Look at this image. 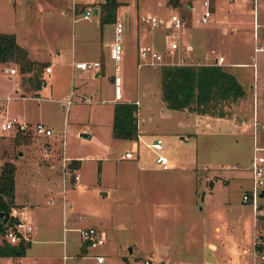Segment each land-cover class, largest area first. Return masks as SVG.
<instances>
[{
	"label": "rangeland",
	"instance_id": "obj_1",
	"mask_svg": "<svg viewBox=\"0 0 264 264\" xmlns=\"http://www.w3.org/2000/svg\"><path fill=\"white\" fill-rule=\"evenodd\" d=\"M0 1L5 3L6 16L10 15L3 28L14 31L19 41L43 31L47 34L41 39L49 46L57 38L63 60H69L71 50L76 58L85 60L98 59L105 52L110 65L96 80L100 93L93 96L75 86V93L90 98V104L80 102V95L76 94L73 99L77 100L61 109L62 103L55 101L58 96L50 93V84L41 70L37 74L40 87L34 89L32 81L25 80L27 74L20 73L16 64H0V112L8 118L41 121L52 131L51 136L42 138L0 135V159L17 160L16 197L26 210V223L32 228L24 255L0 257V264H61L63 252L67 255L65 264H97L94 254L102 256L101 264H139L145 259L149 264H252L251 215L240 202V195L248 186L246 167L253 134L258 143L264 144V50L253 51L254 47H264V43L258 45L255 40L259 42L264 32V0H211L210 16L205 23L199 21L203 0H179L177 6L170 0H115V17L122 25L121 100L140 101L137 117L143 141L137 143L135 160L121 159L130 143L114 140L108 119L92 115L93 108L100 107V115L106 116L110 101L104 99L112 98L107 76L113 63L108 57L112 23L99 25L97 17L82 19L79 14L72 22L70 0ZM190 2L192 6H188ZM231 8L234 25L229 19L224 20ZM172 14L182 20L179 29L170 30L172 40H181L183 44L169 55L165 53L169 31L163 25L149 30L138 22V17L168 20ZM205 37L209 46L228 45L225 62L242 63L229 66L244 89V96L230 104V117L167 110L155 98L159 66H135L136 43L148 45V40L156 42L155 47L151 46L167 60L176 61L173 64H210L214 61L210 56L217 54L209 50L202 58L201 43ZM188 43L194 46L193 51L186 49ZM2 67H14L16 73L5 75ZM57 75V89H61L65 86L63 73ZM88 77L75 82H87ZM34 90H38L39 98H35ZM253 117L257 124L255 132ZM90 132L92 138L83 136ZM156 138L161 141L158 154L173 165L169 169L157 166L154 153L145 147ZM18 150L23 159L18 158ZM61 151L67 158L81 161L78 180H71L77 184L71 188L69 183L65 188L70 209L62 208L59 193L42 192L40 185L46 170L37 169L35 162V158L44 162L41 157L54 159ZM47 200L54 203L46 204ZM89 225L104 229L106 241L78 256L81 239L77 229ZM205 247L215 255V260H204Z\"/></svg>",
	"mask_w": 264,
	"mask_h": 264
},
{
	"label": "built area",
	"instance_id": "obj_2",
	"mask_svg": "<svg viewBox=\"0 0 264 264\" xmlns=\"http://www.w3.org/2000/svg\"><path fill=\"white\" fill-rule=\"evenodd\" d=\"M96 0H70V8H71V21H76V14H79L82 19H88L90 17L96 16L94 15L93 8H97ZM203 14L200 17L199 21L201 23H205L206 19L210 16V11L208 9V0L202 1ZM78 10V12H77ZM98 12V8H97ZM138 22L142 25H145L149 29L158 28L161 25L164 26L169 31V41H168V50L167 53H170L172 50L177 49L178 44L177 41L172 40V34L170 30L179 29L182 26V20L176 14H172L168 20L158 19L154 16H140L138 17ZM113 28L112 39L108 46V57L113 62V74H112V82H113V100L120 101L121 100V74H120V66L119 61L121 59V32L122 25L118 19H115ZM167 36V35H166ZM187 50H190L186 47ZM213 54V51H210ZM213 62L210 64L221 65L223 64V58L219 55H211ZM205 58H209V54L205 56ZM136 67L141 66H160L165 64L162 61V54L155 50L152 46L138 44L136 46ZM253 65V64H252ZM73 68L81 70V71H89V72H97L100 69V64L98 61H78L72 63ZM2 72L7 75H13L16 73V69L14 67H2ZM45 74L47 75L50 72V67L43 68ZM11 97V96H10ZM9 97L6 96L7 100ZM13 98V97H12ZM72 95L71 93L67 95L63 99V104L65 109L68 108L72 104ZM80 102L89 103V99L81 98ZM135 104V103H134ZM253 132L256 129V119L253 117ZM33 135L36 137H48L51 136V129L41 121L36 122H27L24 120H19L16 118H8L5 114L0 112V135ZM145 147L151 150L155 157L154 163L159 166L161 169L166 170L171 167V164L167 161L166 157L158 154V151L161 150V141L156 138L151 143H146ZM136 149L133 146H130L122 155L124 159H136ZM232 168H235L233 166ZM59 171H60V190H59V200L63 209H65L69 204L66 203L65 198V188L70 183L72 186L74 182H71L73 179L77 181L79 178V173L76 169L69 167L68 158L63 155L60 156L59 163ZM247 171V180L248 186L241 191L240 202L245 205L251 215L252 221V248L250 250V256L252 264H264V193L260 196L261 191H264V145H260L256 141V137L253 134V142L251 145V156L249 159V163L246 167ZM53 200H47L46 204H53ZM70 208V206H68ZM9 215L16 219V223L12 226L7 227L3 233L2 238L6 242L10 244L17 243L20 239L28 240L29 233L32 228L29 224L26 223L24 214L15 209L11 208ZM80 218V216H78ZM80 239L82 242L86 243L87 247L90 249H94L98 246L104 244L106 239L105 231L95 226H87L83 228L77 229ZM260 246L258 249L257 247ZM245 253L246 250H243ZM67 259V255L63 252L61 257V264H65ZM96 263L101 264L103 262V258L101 255L95 256ZM139 264H149V260L145 259Z\"/></svg>",
	"mask_w": 264,
	"mask_h": 264
},
{
	"label": "trees",
	"instance_id": "obj_3",
	"mask_svg": "<svg viewBox=\"0 0 264 264\" xmlns=\"http://www.w3.org/2000/svg\"><path fill=\"white\" fill-rule=\"evenodd\" d=\"M170 2L177 6L179 0ZM96 5L99 25L114 23L117 2L102 0ZM7 62L16 64L20 73L27 74L25 80L32 81L35 89L40 87V76L37 74L43 64L30 60L26 50L15 42L13 34L0 33V64ZM158 89L167 109L210 117H230V104L237 103L244 96L243 86L235 74L227 67L215 64H162L158 67ZM137 135V106L131 102L115 101L112 105L110 136L133 142L137 140ZM14 136L27 137L21 134ZM78 165L76 159L69 161L70 168L76 169ZM14 170L12 161L0 163V213L8 214L6 222H0V234L16 223V219L9 215L14 206ZM28 246V240L20 239L15 244L3 240L0 243V257H21Z\"/></svg>",
	"mask_w": 264,
	"mask_h": 264
},
{
	"label": "crops",
	"instance_id": "obj_4",
	"mask_svg": "<svg viewBox=\"0 0 264 264\" xmlns=\"http://www.w3.org/2000/svg\"><path fill=\"white\" fill-rule=\"evenodd\" d=\"M3 2L4 1H2V2L0 1V33H11V34H13L14 35V38H15V42L19 46L23 47L26 50L28 58L30 60L34 61V62L42 63L43 64V66L41 68L42 74L45 75V72L43 70L44 67H47V66L50 67V72L46 75L45 78H46V81L48 80V83L50 84V88H49L50 93L51 94H54L55 96H58V100H55V101H60L62 103V105H60L61 106V109H65L64 104H63V99L67 95H69L70 93L72 95L73 102L77 100V98H74L73 99L74 95H76V94L77 95H80L79 97L77 96L79 99H81V98L84 97V96H82L83 94H79L77 92L75 93V86L76 87L81 86L82 88L79 89V90L85 91V93H89L90 95H93V96L96 95V94H98V93H100V90H99L100 89V83H97L96 80H97V78H99L100 74L106 72L107 68L110 66L109 63H108V61H107L108 58H107V55H106L105 52H103L101 54L100 58L94 59V60L98 61L99 64H100L99 71H97V72H89V71H81V70L75 69L72 66V63L73 62H78V61H93V60L92 59L91 60H85L82 57H77L76 58L74 56V51L72 52V50H71V54H70L69 58H67L69 60H63L62 59V54H63L62 51H63V49H61L59 47V42L57 41V38L55 40L51 41L50 42L51 43V46H49L48 44L45 43L44 39H41V38H44V35L47 34V33H44L43 31L40 32V33H38L37 35L29 36V38H27V39H25L23 37V41L22 42H21V40L19 41L18 38H17V35H16V33L14 31L13 32H8V31H6L3 28V27L6 26L7 20L10 21V17H9L10 15L7 14V16H8L7 17L6 14H5L6 13V8L5 7L6 6H5V3H3ZM8 2H9V0H8ZM98 2H100V1H98ZM188 6H192V3L190 2ZM210 7H211V0H208V9H209V11H210ZM192 9H193V7H192ZM10 11H11V6H10ZM233 11L234 10L232 8L230 9L229 12L227 11V13H228L227 14V18L225 17L224 20H226L228 22L227 19H229L230 20L229 23H233V25H234L236 23V21H234L235 23L232 22V20L235 19V16H234ZM1 13H3L4 15H2ZM65 13L66 12H63V14H65ZM95 17H97V15ZM6 18H8V19H6ZM116 19H118L117 16H116ZM111 25L113 26L112 29H111L112 34H113L114 25H113V23ZM232 30H234V28H232ZM223 31H224V28H223ZM56 34H58V33H54V35H56ZM112 34H111V39H112ZM54 35H52V38H55L56 37ZM261 37L263 39L262 38L259 39V42L257 41V38L255 39L256 40V43H258V45H262V43H264V32H262ZM208 40L209 39H207V37H205L202 40V43H201V45H202V51H203L202 58H203V56L206 53H209V50H214L217 55L222 56L223 62H225V60L228 59L227 58L228 57V52H227V50L225 48L228 45H226V43H223V44L220 43L219 45L217 43H215V44H210V46H209V44L207 43ZM148 41H149V44H148L149 46L152 45L153 47H155L156 42L154 40H148ZM177 44H178V47L180 49V47L183 44V42L181 40H179V41H177ZM137 45H138V42L136 43V46ZM185 45H187L186 47L188 49L190 48V50H188V51H193V48H194L193 45H191L189 43L188 44H185ZM178 47H177V49H178ZM259 50L260 51L261 50H264V47H261V48H255L254 47L253 48V51H259ZM157 51H158V49H157ZM165 53L170 55L171 52L170 53H167V50H166ZM167 58L168 57H166L162 53V61L165 64H167V63H169V64L176 63V61L175 62L174 61H170V60H167ZM180 58H183V57L180 56ZM196 61H200V59L197 58ZM136 63H137V59H136ZM188 64H191V63H188ZM241 64L242 63H240V64H238V63H228V62L223 63V65H225L226 67H228V69H229V66L241 65ZM135 66H136V64H135ZM54 72H56V73H54ZM61 72L63 73V82H64L65 86L63 88H61V89H57V85H58L57 84V81H58L57 77L59 76L57 74H61ZM85 72H87V73H85ZM112 74H113V63H112V71L110 70L109 74L107 75L108 76V79H109V82H110L109 84L112 86V98L109 99V100L104 99L105 102L110 101V103H109L110 106H109V109L107 111V115L106 116H103V117L100 115V107H95L92 110L93 111L92 112V115H95L96 114L97 115V118H100V119L102 118V119H104V121H107V119H108V121H109V132H110V124H111L112 105L115 102L113 100ZM5 75H7V74H5ZM55 75H57V76H55ZM8 76H11V75H8ZM83 76L84 77L89 76L88 77L89 80L87 82L86 81L80 82L81 80L78 81L77 83L75 82L76 79L81 78ZM69 77H70V80H69ZM123 82H124V76H121V91H122V88H123ZM75 83H76V85H75ZM19 86L21 88L20 83H19ZM67 86L68 87L70 86V89L67 90ZM37 91L38 90H34V92H36L35 95H37V97H35V98H39L38 97V94H37ZM123 91H124V88H123ZM155 96H156L155 98H156L157 102H159L158 104H160V106L161 105L164 106V103L160 99V95H159V90L158 89L156 90ZM23 98H26V96H23ZM23 98H21V99H23ZM84 98L89 99V103H84V104H90L91 103L90 98H88V97H84ZM14 100H17V99H14ZM99 101H102V100L100 99ZM120 101H122V100H120ZM124 102L135 103V105L137 107L140 105V101L137 100V99L126 98V99H124ZM89 111H91V109ZM199 116L208 117V116H204V115H199ZM232 116H233L232 117L233 119H235V117H237L234 113H233ZM237 120L239 122L242 121L240 118L237 119ZM99 129H101V128H99ZM96 131L99 132L100 130H98L96 128ZM137 133H138L137 140H136L137 142L136 141L135 142H129V141H127V142L130 143V146H133L136 149V152H135L136 159H137V153H138V144L137 143H139V142L142 143V141H143L142 136H141L142 135V130L139 127L138 117H137ZM83 136L86 137V138H88V139H90V138L93 137V133L90 132L89 134H83ZM255 137H256V135H255ZM114 140H116V139H114ZM123 141H125V140H123ZM256 141H257V137H256ZM252 142H253V136H252L251 145H252ZM260 145H264V144H260ZM22 148H23V146H22ZM30 148H31V146H30ZM64 153H63V151H61L60 154L57 157L55 156L56 158L54 157V159H53V157H51L49 159H46L44 157H41L40 159H42L44 162L37 161V159L35 158V162H37L36 164L39 167V168H37V167L36 168L37 169L44 168L46 170L45 171V174L43 175L42 184L40 185V189L43 190L42 192H44V193H52V194L58 195V193H59L58 191H59V188H60V184H59L60 183L59 163H60V156L61 155H63L64 157H66V154H64ZM17 156H18V158L23 159V154H22V151L21 150H18ZM71 159H74V158H69L68 157V160L69 161ZM121 159H124V158H121ZM4 160H10V161H12L14 163V165L17 162V160H14L13 158H7V159H0V163L2 161H4ZM124 160H135V159H124ZM78 161H79V165L76 168V170H78L80 168V166H81V161L80 160H78ZM172 166L173 165L171 164V167ZM15 172H16V166H15V170H14V176H15ZM14 176H13V178H14ZM246 179H247V176H246ZM76 184H77V182L73 183V185L70 186V187L71 188H74V186ZM100 194L101 195H106L107 192H101ZM13 204H14L13 208L21 211L24 214V216L26 217V210H25V208L22 207V204L20 202H18L17 197H16L15 181H14V198H13ZM67 204H69L68 206L71 207L70 203H67ZM19 205H21V206H19ZM68 206L66 208L67 209H70V208H68ZM78 216H80V215H78ZM80 218H81V216H80ZM80 218L77 217V219H80ZM89 226L98 227L96 225H89ZM100 229H102V228H100ZM102 230H104V229H102ZM105 234H106V232H105ZM29 237L30 236H28V241H29ZM105 241H106V239H105ZM29 243H30V241H29ZM88 249L89 248L87 247V245L80 240V243H79V246H78V249H77V251H78L77 255L78 256H84L88 252ZM212 255H213V253H212ZM93 256H99V255L98 254H94ZM214 256L215 255H213V257ZM214 260H215V257H214Z\"/></svg>",
	"mask_w": 264,
	"mask_h": 264
},
{
	"label": "water",
	"instance_id": "obj_5",
	"mask_svg": "<svg viewBox=\"0 0 264 264\" xmlns=\"http://www.w3.org/2000/svg\"><path fill=\"white\" fill-rule=\"evenodd\" d=\"M93 13L94 15L97 13V8H93ZM264 193V191H261L260 196ZM8 218V214L7 213H0V222L2 224H4L6 222ZM204 259L205 261H213L214 257L212 255V253L209 251V249L207 247L204 248Z\"/></svg>",
	"mask_w": 264,
	"mask_h": 264
}]
</instances>
